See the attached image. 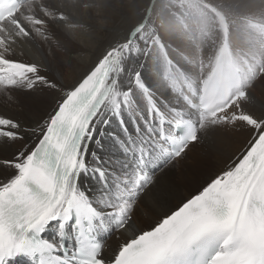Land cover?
I'll use <instances>...</instances> for the list:
<instances>
[{
	"label": "snow or ice",
	"instance_id": "snow-or-ice-1",
	"mask_svg": "<svg viewBox=\"0 0 264 264\" xmlns=\"http://www.w3.org/2000/svg\"><path fill=\"white\" fill-rule=\"evenodd\" d=\"M111 51L83 71L41 55L0 90V264H264V116L150 118L142 68L98 92Z\"/></svg>",
	"mask_w": 264,
	"mask_h": 264
},
{
	"label": "bare ground",
	"instance_id": "bare-ground-1",
	"mask_svg": "<svg viewBox=\"0 0 264 264\" xmlns=\"http://www.w3.org/2000/svg\"><path fill=\"white\" fill-rule=\"evenodd\" d=\"M23 2L25 5L18 9L13 20L16 25L4 21L0 30V57L6 60L5 65H0V73H3L4 77L22 72L24 64L40 62L41 55L53 66L58 60L70 59L83 71L104 50L112 46L111 52L116 51L121 55L119 59L121 67L117 76L125 66L135 71L143 69V79L134 76L131 81V88L135 91L141 107L145 103L135 80H141L145 85H149L148 88L157 94V99L170 104L176 103L184 112L191 114L193 111L179 99L181 92L172 94L169 91L177 82H190L188 71L175 62V57L170 55L169 50L161 42L193 59L195 65L193 84L203 82L204 86L222 42L225 41L232 58L244 72V78H248L249 73L244 70L243 62L246 61L252 68L254 82L247 79L241 95L237 99L232 98L225 109L203 120L198 130L213 123H220L225 118L232 121L237 117L264 116V80L262 81L264 27L259 25L264 24V0H23ZM138 3L142 4V7L137 5ZM137 13L138 18L133 16L137 19L132 21L129 16ZM249 22L256 23L250 25ZM249 32L254 34L253 38L249 36ZM188 34L189 45L182 41ZM158 37H162L163 40ZM247 42L249 44L252 42L251 53L243 54L240 49L244 48ZM65 48L72 50L76 55L69 57L64 51ZM200 64L205 70L199 66ZM258 64L261 68H257ZM159 71L160 74L157 75ZM167 81L169 83H166ZM9 83L10 80L8 84H0V90ZM191 84L190 82L189 85ZM250 85H253L250 88V90L253 88V94H248L247 88ZM114 91L118 92V88L115 87ZM159 103L163 105L161 101ZM240 127L243 128L244 125ZM233 135L235 140L233 147H239L244 136ZM196 151L197 154L193 156L189 167H195L200 158V150Z\"/></svg>",
	"mask_w": 264,
	"mask_h": 264
},
{
	"label": "rangeland",
	"instance_id": "rangeland-1",
	"mask_svg": "<svg viewBox=\"0 0 264 264\" xmlns=\"http://www.w3.org/2000/svg\"><path fill=\"white\" fill-rule=\"evenodd\" d=\"M183 2V1H182ZM23 5H25V3L23 4ZM137 5H140L141 7H142V4H140V3H138ZM183 10V9H182ZM184 11V10H183ZM139 16V13H137L136 15H132V16H129L130 18H131V20L132 21H134V20H136L137 18H138V16ZM133 16H136L137 18L135 19ZM198 18V17H197ZM15 24L16 22L15 21H12V22H10V24ZM253 23H256V22H249V24L250 25H252ZM16 25V24H15ZM248 25V24H247ZM259 25H261V26H263L264 27V24H259ZM249 36H252V38H253V36H254V34H251L250 32H249ZM132 38V37H131ZM158 38H161L162 39V37H158ZM190 37H189V34L186 36V37H184L183 38V40L182 41H186L187 43H188V45H189V39ZM163 40V39H162ZM161 42V41H160ZM164 46H165V48L167 49V50H169V53H170V55L171 56H174L175 58H174V60H175V62L176 63H178V64H180V65H182L187 71H188V75H189V78H190V82L192 83V85L190 86V88H196V86L198 85V86H200V84L201 83H199V84H197V85H194L193 84V78H194V73H195V71H194V67H195V65H194V61H193V59H190L189 58V56L187 55V54H183V53H181V52H178V51H176V49L175 48H173V47H170L167 43H163V42H161ZM251 45H252V42L249 44L248 42H247V44L245 45V47L244 48H242V49H240V51H242V53L243 54H249V53H251ZM150 54H151V50H149L148 51ZM155 54H156V52H155ZM255 54V53H254ZM200 67H202V65L200 64L199 65ZM249 66V65H248ZM204 70H205V68L204 67H202ZM257 68H261V65L260 64H258V66H257ZM247 71H248V73H249V77L248 78H244V80L245 81H247V79H249V80H251V81H253L254 80V73H253V70H252V68L249 66V68H245ZM160 74V71L158 72V74L157 75H159ZM255 75H256V73H255ZM200 77H201V74H200ZM259 78H257V80H258ZM256 80V81H257ZM264 80V77L262 78V81ZM166 81V80H165ZM255 81V82H256ZM189 82V83H190ZM248 82V81H247ZM254 82V81H253ZM166 83H169V81H167ZM188 83V84H189ZM262 83V82H261ZM196 84V83H195ZM251 84H252V82H251ZM169 85V84H168ZM146 86L147 87H149V85H147L146 84ZM244 86H245V83H244ZM251 86H253V85H250V86H248V88H247V90H248V94L249 93H254V91H253V88L250 90V88H251ZM166 90H167V86H166ZM250 90V91H249ZM13 91V90H12ZM169 91H171L170 90V88H169ZM173 91V90H172ZM160 94H162V93H160ZM166 94V96H169L167 93H165ZM170 101V100H169ZM143 108L144 109H146V106L143 104ZM235 109H239L238 107H235ZM197 154V151H196V149L195 150H193L190 154H189V156H190V159L189 160H187V161H185L184 162V164H185V166L186 167H189V164L192 162V160H193V156L194 155H196Z\"/></svg>",
	"mask_w": 264,
	"mask_h": 264
}]
</instances>
